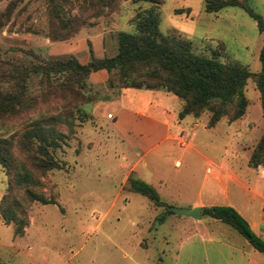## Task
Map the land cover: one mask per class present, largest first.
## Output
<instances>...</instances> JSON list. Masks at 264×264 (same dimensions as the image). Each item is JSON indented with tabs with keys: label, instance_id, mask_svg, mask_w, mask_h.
Wrapping results in <instances>:
<instances>
[{
	"label": "rangeland",
	"instance_id": "obj_1",
	"mask_svg": "<svg viewBox=\"0 0 264 264\" xmlns=\"http://www.w3.org/2000/svg\"><path fill=\"white\" fill-rule=\"evenodd\" d=\"M70 1L76 14L79 3ZM155 1L160 2L162 38L189 40L198 55L242 64L253 74L261 72L264 33L245 9L228 7L209 13L206 0ZM155 1H121L112 14L84 26L72 40L53 43L48 0H0V59L30 63L28 51L45 60L76 58L82 64L90 62L91 50L97 58L115 57L119 33L136 34L130 21ZM246 1L264 19V0ZM93 34L101 42L104 39V50L90 42ZM118 79L106 71L92 74L87 96L93 101L83 106L44 96L39 80L31 81L37 97L33 107L0 121V137L16 141L38 119L65 136L59 147L50 150L59 168L48 171L42 186L34 189L57 204L30 203L24 190L19 191L25 234L17 235L16 226L5 223L0 213V264H230L241 260L242 251L263 260L264 255L252 252L248 241L230 226L208 217L197 221L168 212V207L188 208L196 202L234 204L244 214L245 207L251 206L256 217L252 222L257 224L254 231L264 239V166L251 165L264 135V111L254 78L248 81L249 106L240 120L232 123L224 118L210 128L207 112L200 119L177 118L157 132L148 130L147 120L116 116L121 94L129 111L151 102L139 96L151 92L122 89ZM183 105L179 98H171L164 107L178 115ZM62 114L64 123L48 120ZM15 150L19 160H26ZM218 167H225L247 189L225 177L222 181ZM131 178L153 185L167 206L156 207L132 192ZM224 183L229 198L224 195ZM9 186L8 170L0 164V205Z\"/></svg>",
	"mask_w": 264,
	"mask_h": 264
},
{
	"label": "trees",
	"instance_id": "obj_2",
	"mask_svg": "<svg viewBox=\"0 0 264 264\" xmlns=\"http://www.w3.org/2000/svg\"><path fill=\"white\" fill-rule=\"evenodd\" d=\"M77 13L70 0H48L49 19L52 31L51 42H68L76 37L88 24L112 14L124 0H76ZM155 1V0H151ZM160 2L151 8L141 10L131 23L137 33H119V52L115 57L97 58L91 50V60L82 64L78 59L45 60L34 51L26 52L32 61H7L0 59V121L27 112L37 97L31 90V81L43 85L44 96L60 101H77L79 106L93 101L87 96L92 74L106 71L116 74L122 89L163 91L183 101L178 117L200 119L210 113L208 126L214 128L224 118L236 122L243 118L249 106L246 97L248 81L254 78L261 94L264 111V47L260 54L261 72L253 74L247 66L232 61L222 62L194 52L193 43L176 37L160 36ZM228 7H241L258 23L264 33V19L242 0H206V10L216 13ZM69 8L71 10H69ZM14 62V63H13ZM8 84V88L1 87ZM109 83L114 84L112 79ZM65 109L69 106H63ZM62 115L48 117L49 121L64 123ZM68 122V121H66ZM73 131L71 123H68ZM65 138L54 125L45 119H38L23 129L18 141L15 138L0 137V164L10 176V186L1 201L0 213L5 223L16 226V234H25L26 220L18 193L24 190L30 203L56 205L34 189L42 186V178L48 171L58 169L59 164L51 149L59 147ZM18 149L26 157L19 160ZM251 165L264 166V135L255 149ZM132 192L147 197L156 207H166L156 188L139 179H129ZM170 214H175L168 207ZM203 216L222 222L235 229L257 251L264 253V239L258 236L249 222L231 206H214L203 209ZM163 219V218H162ZM164 220V219H163Z\"/></svg>",
	"mask_w": 264,
	"mask_h": 264
},
{
	"label": "crops",
	"instance_id": "obj_3",
	"mask_svg": "<svg viewBox=\"0 0 264 264\" xmlns=\"http://www.w3.org/2000/svg\"><path fill=\"white\" fill-rule=\"evenodd\" d=\"M130 23H131V21H130ZM99 38H101L99 35L97 36V35L93 34V36H91L90 42L91 43L93 42L92 44H94V46L98 45V47L95 46V48H99V49L102 48L104 50V39L102 38V42H101ZM97 40L99 41V44L96 43ZM94 74H97V73H94ZM149 92H151V93H148L149 95L140 94L139 96H142V98H147L151 102L148 105L139 106V109L135 110V111H129L125 108V106L123 104V99L125 98V94H121L119 100L116 101V103L118 104V105H116L117 106L116 107V109H117L116 110V112H117L116 116L123 114V118H125L127 116L131 119L138 117V118H141L142 120H147V122H150L149 126H148V130L153 131V132H157L161 128H168L170 125H172V122L179 117L175 113L170 114L167 110H165L166 108L164 107V105L168 99H171V98L178 99V97H176L175 95H173L171 93H167V92H163V91H156V92L149 91ZM159 108H162L161 112L158 111ZM163 115H165V116H163ZM113 118H112V120H113ZM164 119H167V120L165 121ZM195 125H198V124H195ZM209 170H210V168H208V171ZM216 170L219 172V177L221 180H222V178L225 177V179H227V180H230L232 182H236L241 188H244V190L247 189V187L241 181H239V179H237L236 176H234L232 173L227 171V169H225V167H218ZM227 189H228L227 185H226V183H224L223 184L224 195L229 198V191ZM195 207H201L202 209H204V208H208V207H214V205L206 206L204 203L196 202V203L192 204L191 206H189L188 209L195 208ZM231 207H234L249 222L251 228L254 231L255 226L257 224L252 222L256 219V217H253V214H252L253 210L251 209V206L245 207V209L247 211V213L245 212V214L241 210V208H238L236 205L232 204ZM204 218L205 217L202 216V220ZM258 236L262 237L261 234H259ZM250 246H251V244H250ZM252 250H253L252 252H258V253L264 255V253H261L254 248ZM252 254H253V256H257L256 253H252ZM250 256H252V255H250ZM240 257H241V260H239L237 262L230 263V264H264V259L261 260V259H253L251 257L249 258V256H247V254L243 251L240 254Z\"/></svg>",
	"mask_w": 264,
	"mask_h": 264
},
{
	"label": "water",
	"instance_id": "obj_4",
	"mask_svg": "<svg viewBox=\"0 0 264 264\" xmlns=\"http://www.w3.org/2000/svg\"><path fill=\"white\" fill-rule=\"evenodd\" d=\"M171 209L175 214L179 216L192 218L197 221L202 220L203 209L201 207H195L191 209L188 208H171Z\"/></svg>",
	"mask_w": 264,
	"mask_h": 264
},
{
	"label": "built area",
	"instance_id": "obj_5",
	"mask_svg": "<svg viewBox=\"0 0 264 264\" xmlns=\"http://www.w3.org/2000/svg\"><path fill=\"white\" fill-rule=\"evenodd\" d=\"M109 118H110V119H112V118H113V116H112V115H109Z\"/></svg>",
	"mask_w": 264,
	"mask_h": 264
}]
</instances>
